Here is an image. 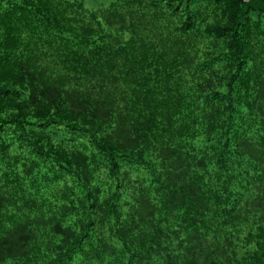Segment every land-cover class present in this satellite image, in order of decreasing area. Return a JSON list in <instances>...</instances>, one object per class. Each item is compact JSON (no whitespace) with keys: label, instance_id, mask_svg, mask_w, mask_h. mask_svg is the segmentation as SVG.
I'll return each mask as SVG.
<instances>
[{"label":"trees","instance_id":"obj_1","mask_svg":"<svg viewBox=\"0 0 264 264\" xmlns=\"http://www.w3.org/2000/svg\"><path fill=\"white\" fill-rule=\"evenodd\" d=\"M110 1L0 0V264H264V0Z\"/></svg>","mask_w":264,"mask_h":264},{"label":"rangeland","instance_id":"obj_2","mask_svg":"<svg viewBox=\"0 0 264 264\" xmlns=\"http://www.w3.org/2000/svg\"><path fill=\"white\" fill-rule=\"evenodd\" d=\"M110 0H87V6L95 9H99L101 7H105L110 4Z\"/></svg>","mask_w":264,"mask_h":264}]
</instances>
